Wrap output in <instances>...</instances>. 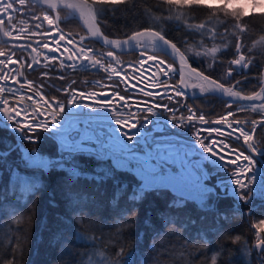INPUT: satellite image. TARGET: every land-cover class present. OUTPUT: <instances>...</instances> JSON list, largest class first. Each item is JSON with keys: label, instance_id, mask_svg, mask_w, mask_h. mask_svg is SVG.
Returning a JSON list of instances; mask_svg holds the SVG:
<instances>
[{"label": "snow or ice", "instance_id": "obj_1", "mask_svg": "<svg viewBox=\"0 0 264 264\" xmlns=\"http://www.w3.org/2000/svg\"><path fill=\"white\" fill-rule=\"evenodd\" d=\"M138 2L139 0H79V3H73L69 0H37L39 10L28 13V18L19 20L20 26L17 27L16 18L23 14V6L26 5L27 0H0V26H6L3 35L10 38L9 41H6L7 48L0 50V57H3L0 59V81L7 82L10 79L12 81L11 84L0 85V114L18 131L24 132L31 144L38 145L40 135L37 130L47 132L55 129L62 133L65 126L66 110L81 106L107 109L112 113L116 125L121 129L117 135L123 137L125 141L109 139L102 142L94 132L87 129L81 136L82 142H74L61 134L58 139L65 157L51 160L40 155L37 148L33 147L30 151L27 150L24 155L26 164L44 171L53 167L66 169L70 176L75 178L80 175V172L75 166L66 167V156L86 148L91 142L95 144L94 154H97L101 160L111 158L118 167L127 166L129 161H135L146 182L165 183L166 177L188 172L192 178L189 181L187 193L199 200L205 208V201L215 197V191L202 180L197 171L198 165L193 163L187 153L177 147L178 145L163 139H154L143 154L129 151L128 142L134 140V136L130 134L131 130L142 126L157 114H161L157 111L160 103L169 101L178 105V107L163 105L173 126L180 128L190 126L203 151L215 157L227 168L235 186L233 194L238 197L239 203L246 204L254 198L264 200V164L261 161H256L253 156V153H257L261 158H264V150L254 139L258 128L261 133H264V83L259 84L258 91L246 93L244 90L246 86H242L243 82L234 75V72L243 74L242 70L253 64L252 55H264V34L260 35L255 42L247 43L254 39L252 35L255 27L254 22L258 19L257 17L248 18L249 7L264 8V0H215V2H210V0H160V9L162 11L166 9V11L158 19L163 22L178 21L183 29L199 33L202 38H210L213 43L207 47H204L203 39L195 45L183 39L178 42L174 41L168 37L162 25L155 22L146 24L143 30L130 31L124 39H111L101 31V26L108 18L109 11L114 16L122 11H132L135 10ZM121 5L123 8L120 7ZM65 11H69L72 16L84 21L87 34L80 36L78 41L71 34H67L66 38L63 29L59 28L61 14ZM193 13H198V15L193 16ZM259 19L264 21V12H261ZM29 20L32 22L30 28L26 27ZM260 31L264 33V28ZM53 32H58V35L52 37ZM25 37L27 42H22V38ZM34 37H51V42L55 46L50 47L48 41L32 40ZM143 37L148 38L140 39ZM85 40L100 41L106 50L97 51L86 44ZM61 41H65L62 46L63 52H60ZM70 45L71 47H69ZM258 46H261V50L257 53L255 50ZM229 47L234 49L235 58L228 60L229 66L224 68L223 61L216 63V54L221 52L222 48ZM16 49L21 51L20 57L17 56ZM41 49H47L48 52L44 53ZM125 51L134 52L138 56V60L127 66L122 65L119 56ZM49 53H60V55L53 56ZM65 53H67L66 59H61L60 57ZM25 56L27 59L22 58ZM41 57L44 61L43 64H41ZM161 57H165L167 60ZM193 57H210L208 69L216 66L222 75L214 78L208 69L201 70L199 67H193L191 62ZM57 60L59 61L58 68L52 65V62ZM76 60H79L80 63L77 64ZM145 64H147V68H144ZM25 65L29 71L33 70L34 65L42 67L45 69L42 77L55 80H65L66 76L60 74L53 78L50 77V73L57 71L63 73L65 69L92 68L103 71L106 74L104 79L112 81V83L100 84V81H97L96 83L100 84L99 92L86 91L83 88L77 90L72 87L76 83L75 80L65 87L44 82L33 86L31 80L24 79L19 83V87H16L17 78L22 73L20 67L10 66L22 67ZM231 66L237 67L234 69ZM128 67L134 71L129 73ZM141 68H144V71L140 72ZM153 69L155 71H152ZM186 71L190 84L185 80ZM137 72H139V76H137ZM146 73H150L147 80H145ZM114 75L119 79L114 80ZM148 81H152V87L163 88V94L149 91ZM25 85L28 89H33V95H28L23 91ZM140 85L144 86L140 87ZM45 86L55 89L56 92L67 97V102L45 92ZM121 86H123L122 89ZM189 87L192 90L190 95L193 103L176 100V97L187 98L189 93L185 89ZM109 90L111 94H109ZM122 91L128 93V96L122 95ZM201 96L219 99L227 108L233 110L217 119H206L205 113L193 106L195 100ZM9 97L13 99L19 97V99L16 100V103L10 104ZM94 97L96 98L95 104L90 105L84 102L92 100ZM101 97H106V100L101 102ZM133 97L137 98L136 104L130 103ZM139 97H150L152 100L151 102L141 101ZM117 98L123 103L113 106V101ZM25 99L31 103L25 104ZM141 103L144 105L143 108L139 106ZM181 106L186 110V114H179ZM239 113H254L260 118L245 119L242 123L238 117ZM229 117L237 118L229 120ZM209 123L226 125V128L224 131L220 128L211 129L210 131H214L216 136L203 137V129L200 126ZM25 130L27 131L25 132ZM237 133L239 134L237 135ZM225 135L228 139L223 138ZM233 141L240 143L234 144ZM12 151L13 146L9 145L0 150V165H7ZM245 152L248 154L246 155ZM256 163H260V168H255ZM161 168L168 169L166 176L159 174ZM7 172L13 191L18 188L20 193L26 195L33 188L40 186L18 174V169L15 167L8 168ZM180 195L183 197L185 191H181ZM224 195H228V193L225 192ZM115 203L116 201L113 200V204ZM73 211L80 212L81 210L73 209ZM133 212L135 209L128 214L131 215ZM222 219L227 221L229 217L223 216ZM255 229V247L260 250L258 253L260 264H264V235H261L264 234V219L255 225ZM77 239H81L79 234H77ZM239 239L237 236L236 241ZM52 243L60 247L71 243V241L58 243L54 234ZM16 250H20L19 246ZM9 254L6 264H16L15 252L11 248ZM132 255L129 253L125 258L124 246L121 245L118 250L112 251V256L116 259L110 261L101 253L103 258L97 260L96 264H136ZM0 264H5V261L0 260ZM211 264H217V260L213 258Z\"/></svg>", "mask_w": 264, "mask_h": 264}, {"label": "trees", "instance_id": "obj_2", "mask_svg": "<svg viewBox=\"0 0 264 264\" xmlns=\"http://www.w3.org/2000/svg\"><path fill=\"white\" fill-rule=\"evenodd\" d=\"M159 4L160 0H139L135 10L122 11L115 16L109 11L101 31L111 39H124L130 31L143 30L146 24L155 22L160 23L174 41L183 39L195 45L203 39L204 47L213 43L208 37L202 38L199 33L183 29L178 21L159 20L166 11H162ZM32 7L39 10L37 6ZM261 12H249L248 18L258 19L254 22V39L247 43L255 42L264 34L260 31L264 28V21L259 19ZM68 15L67 11L61 14V29L76 36L85 35L80 22L72 15L67 18ZM89 44L95 50L105 49L96 42ZM260 50L258 46L255 51ZM216 56V63L223 61V67L227 68V61L235 58L234 49L222 48ZM135 57L136 54H128L120 59L126 61ZM251 58L253 64L243 69V74L234 72L243 82L242 86H246V93L258 91L263 80L264 55L255 54ZM210 59L193 57L192 66L208 69ZM208 71L214 78L222 75L216 66ZM85 75L95 76L92 72ZM187 103H193L191 97ZM193 106L209 118L233 110L216 98H198ZM238 117L259 118L253 113H239ZM260 136L258 128L255 138ZM16 144L14 134L0 126V150L13 146L7 165H0V260L5 264L10 248L15 252L16 264H96L103 257L110 261L116 259L112 251L121 245L125 258L132 253L136 264H211L213 258L217 264H260L258 252L253 248L254 226L264 219V204L253 209L252 200L235 209L232 200L215 195L204 208L200 202L177 196L168 188L142 190L140 180L133 173L88 154H76L67 161L66 167L75 166L80 172L75 178L66 169H31L24 160L23 148L30 151L36 147L40 155L53 160L57 146L48 138L40 140L38 145L24 142L16 147ZM13 167L18 169V174L40 186L26 195L18 188L13 191L7 172ZM133 209L135 212L129 215ZM223 216L229 219L225 221ZM54 234L58 243H71L54 245ZM77 234L81 239H77ZM237 236L239 241H236Z\"/></svg>", "mask_w": 264, "mask_h": 264}, {"label": "built area", "instance_id": "obj_3", "mask_svg": "<svg viewBox=\"0 0 264 264\" xmlns=\"http://www.w3.org/2000/svg\"><path fill=\"white\" fill-rule=\"evenodd\" d=\"M26 16L28 17V14H22L19 18L18 17L17 18L19 20L27 19ZM19 20H16L17 21V27L20 26ZM31 23L32 22L29 20L26 27L30 28ZM4 30H6V26H5ZM65 34H66V38H67L68 33H65ZM56 35H58V32L52 33V37H54ZM0 36H1V33H0ZM73 38L76 41H78L77 38H75V37H73ZM8 39L10 40L9 37H8ZM36 39H40L42 42L48 41L50 44V47L55 46L51 42V37H34V38H32V40H36ZM1 41L2 42L0 43V50H5L7 48L6 41H4V40H1ZM86 41L87 40H85V42ZM22 42H27V38L26 37L22 38ZM60 43H61L60 52H63L62 46L64 45L65 41H61ZM69 47H71V45ZM15 51H16V54L18 57H20L22 55L21 51L19 49H16ZM41 51L44 53L48 52L47 49H41ZM49 54L53 55V56L60 55V53H49ZM66 56H67V53H65L60 58L66 59ZM22 58L27 59L26 56L22 57ZM161 58H164L167 60V58H165V57H161ZM0 59H3V57H0ZM40 59H41V64H43L44 63L43 58L41 57ZM137 60H138V56H137V59L134 60V62H129V63L120 62V63L124 66H127L130 63H135ZM76 63L79 64L80 61L76 60ZM149 63H152V62H149ZM52 65H54L58 68L59 61L58 60L53 61ZM10 67H20V70L22 73L21 76L17 78L18 83H17V85H15L16 87H19V83L22 82L24 79L31 80L33 82V86H35L36 84H39L40 79L43 80L44 83H46V84L47 83H55L57 86H59V84H60V86H65L66 84L67 85L70 84V82L72 80H75L76 83L72 85L73 88H74V86L77 87L80 85L78 88H75V89L79 90V89L83 88L86 91L99 92L100 91V84L112 83V81H106L104 79L106 74L103 71H97V70L94 71V69H92V68H79L76 70L65 69L63 73H61L59 71L52 72V73H50V77H53V78L56 75H60V74H63L66 76L65 80H55V82H53V79H49L47 77H42V74L41 75L39 74L38 76L35 75V73L37 71H40L42 73H43V71H45V69H43L42 67H36L34 65V68L32 71H29L27 69L26 65L22 66V67L21 66H10ZM144 68H147V64L144 65ZM144 68H141L139 71L140 72L144 71ZM78 71H80L83 74L82 76H84L88 72H92L96 75V77L91 76V75H85L86 77H76L74 74H75V72L77 73ZM127 71L129 73H132L134 70L131 67H128ZM152 71H155V70L153 69ZM31 73L34 75L33 77L31 76ZM148 75H150V73L145 74V80H147ZM137 76H139V72H137ZM160 78L163 79L162 76H160ZM113 79L114 80L119 79V77L114 75ZM97 81H100V84H97L96 83ZM5 83L11 84L12 81H11V79L7 82L0 81V85H3ZM132 83H135V81H132ZM151 84H152V81H148V90L149 91L159 92V93L163 94V88L152 87ZM143 86L144 85H140V87H143ZM122 87L123 86H121V89H122ZM133 90H135V89H133ZM23 91L27 92L28 95H33V89H28L27 85H25V88L23 89ZM44 91H45V88H44ZM56 93L62 95L59 92H56ZM109 94H111L110 90H109ZM121 94L125 95L126 97L128 96V93H124L123 91L121 92ZM141 98L142 97H139V99L141 101L147 100L148 102H151V100H152V98H150V97H143L144 98L143 100ZM177 98L178 97H176V100H177ZM17 99H19V97H17L15 100L13 98L9 97L10 104L16 103ZM100 100H101V102H103L106 100V97H101ZM63 102H65V101H63ZM84 102L88 103L90 105L95 104L96 98L94 97L92 100H85ZM136 102H137L136 97H133L132 100L130 101V103H132V104H136ZM24 103L27 104V103H31V102L27 101L25 99ZM120 103H123V102L119 101V99L117 98L116 100L113 101V106H116ZM161 103L168 104V105L172 104V102H169V101H162ZM139 106L141 108H143L144 105H143V103H141ZM157 111L160 112L161 110L159 109ZM229 111H232V110H228L225 113H227ZM217 118H219V116L213 117V118H209L206 116V119H217ZM236 118L237 117H229V120L236 119ZM0 120L2 122H4L5 124L9 125V128L12 130V132H14L15 135L17 134L19 136L18 139L20 141L29 142V140L25 136V133L16 130L15 126L11 125L10 122H8L7 119L5 117H3L2 114H0ZM241 121H243V120H241ZM198 126H200V125H198ZM200 127H202V129H203V131H202L203 137H209V136L215 137L216 133L214 131H210V130L215 129V128H220L222 131H224L226 128V125H217V124L209 123L206 125H202ZM13 129H14V131H13ZM85 129L94 132L102 142H106L109 139H119L122 142H125L123 137H120L117 135V133H119L121 131V129L119 128L118 125H116V123L112 117V113L107 109H100V108L94 109V108H86V107L81 106L80 108H71L69 110H66V112H65V126H64V129L62 130V133L58 132L55 129H52V130L47 131V132L50 133V136L53 137V139L55 140V142L59 146L60 150H62L60 140L58 139V137L61 134H63V136H65L67 138L72 139L74 142L81 141V136H82L83 132L85 131ZM26 131L27 130H25V132ZM39 131L40 130H37L38 134L40 133ZM175 133H179L181 135L180 136L181 138H178V136H175L174 135ZM20 134H23V136H21ZM130 134L134 136V140L132 142H128V148H129V151L131 153H137V154L145 153L148 150L149 145L151 143H153L154 139H163L164 141L171 142V143L178 145V146H183V145L188 144L189 146L193 147L192 150H188L189 153H187L189 159L193 160V163H195V162L197 163V161H198L196 158L199 157V152H197V151H200V152L203 151V149L200 148V145L196 139V136L193 134L192 128L190 126L185 127V128L173 126L172 122L170 121V119L168 118L167 115L157 114L156 116L152 117V119L147 121L142 126L136 128V129H132ZM238 134L239 133H237V135ZM223 138L228 139L227 135H225ZM256 141H257V143L260 144L261 149H263L264 148V133H261V136L259 138H257ZM94 148H95V144L90 142V143H88V146L84 149L88 150V151H86V153L98 156L97 154H94V152H93ZM181 149L185 150L184 147H182ZM80 150H83V149H80ZM80 150H77L75 152H80ZM83 152H85V151H83ZM245 154L247 155L248 153H245ZM204 157L214 159L215 163H213V160L209 159L211 166H214V167L218 166L219 168H221L223 166L221 164V162H218L217 159L215 157L211 156L209 153L205 156H202V159ZM129 163L131 165H133L134 167H137L139 170V166L135 161H129ZM231 167H234V166H231ZM172 171H173V169H172ZM204 171H205V175H208L207 170L204 169ZM167 173H168V169H166V168L160 169V172H159L160 175L166 176ZM169 178H172V176H170Z\"/></svg>", "mask_w": 264, "mask_h": 264}, {"label": "rangeland", "instance_id": "obj_4", "mask_svg": "<svg viewBox=\"0 0 264 264\" xmlns=\"http://www.w3.org/2000/svg\"><path fill=\"white\" fill-rule=\"evenodd\" d=\"M210 2H215V0H210ZM33 6V3H30V2H27L26 3V5L25 6H23V14H28V13H30V12H32V11H38V10H36L35 8H33L32 7ZM34 6H36V5H34ZM37 7H39V6H37ZM249 12H261V11H264V8H252L251 6L249 7V10H248ZM70 14V13H69ZM22 15V14H21ZM21 15H19V16H17L18 18L21 16ZM71 15H68L67 16V18L68 17H70ZM27 17V16H26ZM18 18H16V20H19ZM28 18V17H27ZM59 28L61 29V26H60V24H59ZM0 33H1V31H0ZM72 36L73 37H75V38H77L78 40H79V38H80V36H83V35H79V36H74L73 34H72ZM104 50H106V49H104ZM134 54V53H133ZM126 55H128V54H126ZM120 56H124V55H120ZM120 56H119V59H120ZM135 59H137V57H135L134 59H131V60H126V61H122L121 59H120V62H122V63H129V62H134V60ZM34 73V72H33ZM77 73H80L79 75L77 74ZM75 72V76L76 77H86L85 75L84 76H82L81 75V72L80 71H78V72ZM41 75L42 74V72H40V71H37L36 73H35V75L36 76H38V75ZM31 76L33 77L34 75L31 73ZM94 77H96V75L94 76ZM186 80V83H188V82H190V80L188 79V78H186L185 79ZM42 82H44L43 80H41L40 79V81H39V83H42ZM53 82H55V79H53ZM188 84H190V83H188ZM67 85V84H66ZM66 85H65V87H66ZM59 86H60V84H59ZM80 86V85H79ZM79 86H77V87H75L74 86V88H78ZM190 88V87H189ZM188 88V89H189ZM133 91H135V90H133ZM191 89H189L188 90V93H189V97H178L177 98V100H186V102H187V99L188 98H190L191 97V95H190V93H191ZM45 92H49V93H55L56 94V96L55 97H57L58 99H60V100H62V101H67V97H65V96H62V95H60V94H58V93H56V91H55V89H49V88H47V86H45ZM200 98H203V96H201ZM142 100L144 99L143 97L141 98ZM15 100V99H14ZM175 102H172V104H169L168 106L169 107H178V105L176 104ZM163 103H160V107L157 109V110H161L160 112H161V114L162 115H167L168 116V113L167 112H165L164 111V108H163ZM182 112V113H181ZM179 113L180 114H186V110L184 109V108H182V107H180V109H179ZM254 114V113H253ZM239 115V114H238ZM260 118V117H259ZM258 118V119H259ZM245 119H243V121H244ZM1 121V120H0ZM243 121H241L242 123H243ZM2 122V121H1ZM11 132H12V130L9 128V125L8 124H4ZM17 130V129H16ZM13 131H14V129H13ZM40 133L38 134V135H40V140H43V139H45V138H48V139H51L52 140V136H50V133L49 132H43L42 130H40L39 131ZM13 134H14V132H12ZM17 133V132H16ZM21 136H23V134H20ZM175 136H178V138H181L180 136V134L179 133H175L174 134ZM14 136H15V138H16V142H17V144H16V147H18L20 144H22V143H24L25 141H20L18 138H19V136L16 134H14ZM52 137V138H51ZM224 139H227V138H224ZM255 140H256V138H254ZM54 143H55V145L57 146L56 147V155H55V157L53 158V160H57V159H60V158H62V157H65V153H64V151H62V150H60V148H59V146L57 145V143L55 142V140H52ZM26 143H30V142H26ZM233 143H237V144H239L240 142H236V141H233ZM15 147V148H16ZM178 148H182V147H184L185 148V150H183V152H186V153H189V151L188 150H192V148L193 147H191V146H189L188 144L187 145H183V146H177ZM201 148V147H200ZM202 149V148H201ZM264 149V148H263ZM262 149V150H263ZM23 150V152H24V154L26 153V149H22ZM83 151H85V152H83ZM86 151H88V150H86V149H83V150H80V152L81 153H86ZM80 152H73L72 154H69V155H67L66 156V160L67 161H71V159L73 158V156L74 155H76V154H79ZM183 152H182V154H183ZM197 152H199V157H197L196 159L198 160L197 161V165H198V174L201 176V178H202V180L207 184V185H209L210 187H212L213 188V190L215 191V195L218 197V198H220V199H229V200H232L233 201V205H234V207H235V209H238L239 207H241V204L242 203H239V201H238V197L236 196V195H234L233 194V189H234V184L232 183V176H231V173L230 172H228V170H227V168H225L224 166H222L221 168H219L218 166L217 167H215L216 169L218 168V172H217V176H214L213 175V173H214V171H210V170H208V166L210 165V164H207V165H205V163H203L202 161H205L206 160V158L205 159H202V156H205V155H207L204 151H202V152H200V151H197ZM245 153H247V152H245ZM86 154H88V153H86ZM256 154V153H255ZM89 155V154H88ZM89 156H92V157H95V158H97V159H99L98 158V156H96V155H89ZM255 157V156H254ZM48 158V157H47ZM195 159V160H196ZM210 160H213V163H215V161H214V159H212V158H209ZM103 160H106V161H111L112 163H113V160L111 159V158H109V159H103ZM255 160L256 161H258L256 158H255ZM222 164V163H221ZM113 165L117 168V169H119V170H123V171H125V172H130V173H133L135 176H137V178L140 180V182H139V187L141 188V189H143V188H146L147 189V187H144V186H147V185H144V183H145V179H144V177H143V174L141 173V171H139L138 170V168L137 167H134L133 165H131L129 162L127 163V166H120V167H118L116 164H114L113 163ZM223 165V164H222ZM211 166V165H210ZM69 167H72V166H69ZM214 167V166H213ZM255 167H257V168H260V163H256L255 164ZM204 169L205 170H207V172H208V175H205V171H204ZM173 171H175V169H173ZM172 178L173 179H181V178H184V180H182L183 181V184H184V188L182 189V191H185V195L183 196V197H186V198H190L191 200L192 199H194L195 201H198V202H200L199 200H197L196 198H194V197H191L190 196V194L189 193H187V191H188V185H189V181H190V179L192 178L190 175H189V173L188 172H185L184 174H182V175H176V176H172ZM153 184H157V186H154V187H156V188H165V186H163L162 184V182H155V181H153L152 182ZM153 186V185H152ZM152 186H149V188L147 189V190H150L151 188H152ZM169 186H171V185H169ZM151 187V188H150ZM153 187V188H154ZM166 188H168V187H166ZM168 189H170L171 191H173V193H175L177 196H181L180 195V191L178 192V191H176L175 190V188H172V187H169ZM225 192H227L228 193V195H224V193ZM189 194V195H188ZM213 199L211 198L209 201H205V203H210L211 201H212ZM252 201V200H251ZM250 202V201H249ZM253 202V201H252ZM259 204V205H258ZM261 204L260 203H255L254 204V206H253V209H256L258 206H260ZM254 230H255V232H254V243L256 244V229H255V226H254ZM255 244H254V250L256 251V252H258L259 253V249L258 248H256L255 247Z\"/></svg>", "mask_w": 264, "mask_h": 264}, {"label": "bare ground", "instance_id": "obj_5", "mask_svg": "<svg viewBox=\"0 0 264 264\" xmlns=\"http://www.w3.org/2000/svg\"><path fill=\"white\" fill-rule=\"evenodd\" d=\"M4 28H5V26H4ZM6 38H8V37H6ZM1 40H4L5 41V39H4V36L3 35H1L0 36V43L2 42ZM189 97V96H188ZM199 114V113H198ZM240 120H243L242 118H239ZM52 140H54L53 138H52ZM234 144H237V143H234ZM79 154H86V153H79ZM89 155H92V154H89ZM253 156H255V158L259 161V159H264V158H261L257 153L255 154V153H253ZM45 157H47V156H45ZM206 158V160L205 161H202L203 163H205V165H207V164H210V160H209V158L208 157H204L203 159H205ZM262 161H264V160H262ZM255 168H257V167H255ZM208 170H210V171H214V173H213V175L214 176H217V170H218V168L216 169L215 167H213V166H208ZM182 180H184V178H181L180 180L179 179H172V178H169V177H166L165 178V183H163L162 185L163 186H165V187H172V188H175V190L176 191H182V189L184 188V184H183V181ZM258 182H259V180H258ZM168 183V184H167ZM144 185H147V186H144V187H147V189L149 188V186H152V188L151 189H156V187H154V186H157V184H153L152 182H146L145 181V183H144ZM169 185H171V186H169ZM154 187V188H153ZM146 188H143L142 190H147ZM150 189V190H151ZM186 194V193H185ZM189 195V194H188ZM191 196V195H190ZM255 203H260L261 205L262 204H264V200H260L259 198H254V199H252ZM251 201V200H250ZM257 201V202H256ZM259 205V204H258Z\"/></svg>", "mask_w": 264, "mask_h": 264}, {"label": "water", "instance_id": "obj_6", "mask_svg": "<svg viewBox=\"0 0 264 264\" xmlns=\"http://www.w3.org/2000/svg\"><path fill=\"white\" fill-rule=\"evenodd\" d=\"M27 2H30V3H33V4H35V5H37V6H39L38 4H37V0H27ZM69 2H73V3H79V0H69ZM67 12H69V11H67ZM70 13V12H69ZM78 21H80V23H81V25H82V27H83V29H84V31L87 33V28L85 27V24H84V21L83 20H81V19H79L78 17H75ZM87 18V17H86ZM3 30H4V26H0V31H1V35H3ZM4 36V35H3ZM148 37H143V38H140V39H147ZM4 39L5 40H9L8 38H6L5 36H4ZM93 42H96V43H98L99 45H101L102 46V44H101V42L100 41H93ZM102 47H104V46H102ZM105 48V47H104ZM163 51H167L166 49H162ZM157 51H159V50H157ZM131 53H134V52H129V51H125L124 53H121L120 55H126V54H131ZM234 68H236L237 66H233ZM95 70V69H94ZM186 78H188V72L186 71L185 72V79ZM263 78H264V71H263ZM262 83H264V79L262 80ZM188 88H186L185 89V91L186 92H188ZM225 99H227V97H225ZM0 126H2L3 128H6V126L0 121ZM107 159H109V158H107ZM259 161H261V163L262 164H264V161H262L261 159H259ZM29 168H31V169H35L34 167H30L29 166ZM37 169H40V168H37ZM192 200H194V199H192Z\"/></svg>", "mask_w": 264, "mask_h": 264}, {"label": "flooded vegetation", "instance_id": "obj_7", "mask_svg": "<svg viewBox=\"0 0 264 264\" xmlns=\"http://www.w3.org/2000/svg\"><path fill=\"white\" fill-rule=\"evenodd\" d=\"M74 35V34H73ZM75 36V35H74ZM86 44H88L90 47H92L90 44H89V41H86L85 42ZM131 54H133V53H131ZM232 68H234L233 66H232ZM235 69V68H234ZM188 83H190V82H188ZM189 89H191V88H189Z\"/></svg>", "mask_w": 264, "mask_h": 264}]
</instances>
